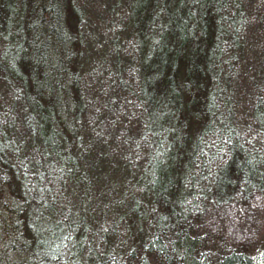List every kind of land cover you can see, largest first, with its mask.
Segmentation results:
<instances>
[{"label":"trees","instance_id":"1","mask_svg":"<svg viewBox=\"0 0 264 264\" xmlns=\"http://www.w3.org/2000/svg\"><path fill=\"white\" fill-rule=\"evenodd\" d=\"M87 7L0 0V264H264V0Z\"/></svg>","mask_w":264,"mask_h":264},{"label":"rangeland","instance_id":"2","mask_svg":"<svg viewBox=\"0 0 264 264\" xmlns=\"http://www.w3.org/2000/svg\"><path fill=\"white\" fill-rule=\"evenodd\" d=\"M87 4V8L91 14L90 17H92V19L90 20V29L88 30V37L90 39H95L96 37V33L99 29H106L109 25L110 20H112V16L110 15L111 11H109L108 9L112 6V1L113 0H82ZM118 9L114 10V12L118 11ZM122 15V14H121ZM120 15V16H121ZM117 19H115L116 22H118L117 24H121V20H122V16ZM116 23H114V25L117 26ZM94 25V27H93ZM96 26V27H95ZM110 28H108L107 30H109ZM91 60L89 59V63L88 66L89 68L93 67L95 64H99L102 61V57L100 56V54H95ZM251 60L249 61V59H247L246 63H250ZM257 62V61H256ZM256 62L254 61L253 66L256 64ZM95 63V64H94ZM249 66V65H248ZM98 69V65L96 66ZM0 92L4 93L3 97L7 96V88L5 87V85L2 84V82H0ZM120 172V171H119ZM258 254L260 255H264V233L261 239V243L258 249Z\"/></svg>","mask_w":264,"mask_h":264}]
</instances>
